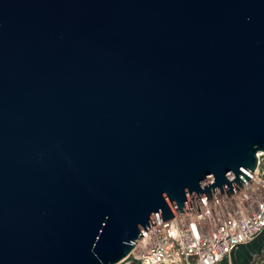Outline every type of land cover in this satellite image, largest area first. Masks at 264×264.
<instances>
[{"label":"water","instance_id":"obj_1","mask_svg":"<svg viewBox=\"0 0 264 264\" xmlns=\"http://www.w3.org/2000/svg\"><path fill=\"white\" fill-rule=\"evenodd\" d=\"M264 153V0H0V264H114Z\"/></svg>","mask_w":264,"mask_h":264},{"label":"built area","instance_id":"obj_2","mask_svg":"<svg viewBox=\"0 0 264 264\" xmlns=\"http://www.w3.org/2000/svg\"><path fill=\"white\" fill-rule=\"evenodd\" d=\"M264 153L234 192L198 202L197 208L152 223L114 264H218L264 228Z\"/></svg>","mask_w":264,"mask_h":264},{"label":"trees","instance_id":"obj_3","mask_svg":"<svg viewBox=\"0 0 264 264\" xmlns=\"http://www.w3.org/2000/svg\"><path fill=\"white\" fill-rule=\"evenodd\" d=\"M264 252V228L251 240L239 244L228 256L222 258L218 264H251L255 255Z\"/></svg>","mask_w":264,"mask_h":264},{"label":"rangeland","instance_id":"obj_4","mask_svg":"<svg viewBox=\"0 0 264 264\" xmlns=\"http://www.w3.org/2000/svg\"><path fill=\"white\" fill-rule=\"evenodd\" d=\"M251 264H264V252L262 254L255 255L254 258L252 259Z\"/></svg>","mask_w":264,"mask_h":264}]
</instances>
